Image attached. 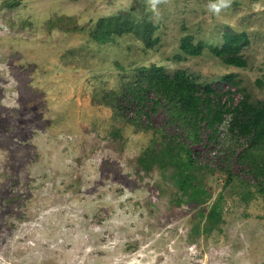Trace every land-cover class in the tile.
Instances as JSON below:
<instances>
[{"label":"rangeland","instance_id":"1","mask_svg":"<svg viewBox=\"0 0 264 264\" xmlns=\"http://www.w3.org/2000/svg\"><path fill=\"white\" fill-rule=\"evenodd\" d=\"M212 2L165 0L153 11L149 0H0V264H264L258 182L234 164L240 178L225 190L224 157L195 147L212 195L201 213L172 170L143 169L165 126L161 110L146 130L109 100L151 65L183 70L236 103L245 91L264 100V0H231L219 14ZM120 14L152 23L154 47L133 34L92 39L98 20ZM229 30L247 35L246 68L210 51ZM185 37L206 45L201 56L182 52ZM229 74L233 87L220 79ZM221 194V224L205 233L203 215Z\"/></svg>","mask_w":264,"mask_h":264},{"label":"trees","instance_id":"2","mask_svg":"<svg viewBox=\"0 0 264 264\" xmlns=\"http://www.w3.org/2000/svg\"><path fill=\"white\" fill-rule=\"evenodd\" d=\"M57 23L51 20L48 24L56 26ZM155 33L152 23L135 22L129 14L101 18L90 31L92 39L100 45L133 34L149 48L157 42ZM248 45L246 34L229 30L224 34V44L212 46L210 51L228 66L246 68L248 62L243 51ZM205 49L203 42L195 44L192 37L181 40V50L186 55L198 57ZM137 73L136 81L126 84L120 92L109 96V100L120 117L132 118L146 130H155L152 114L161 110L165 116V126L158 130L155 147L147 149L142 156L143 169L172 170L175 187L190 204L201 208L202 213L212 195L200 177L203 167L194 148L212 144L217 148V158L224 157L221 169L226 176L225 190L240 178L234 175L235 164L258 182L259 191L264 195V100L253 101L245 91L236 103L231 96L224 98L217 89L201 84L196 76L183 70L171 75L164 67L151 65L139 68ZM220 79L232 87L236 84L232 74ZM225 126L227 133L222 134ZM242 194L244 199L251 195L248 191ZM224 199V195L218 196L208 214L203 215L205 233L220 226Z\"/></svg>","mask_w":264,"mask_h":264},{"label":"clouds","instance_id":"3","mask_svg":"<svg viewBox=\"0 0 264 264\" xmlns=\"http://www.w3.org/2000/svg\"><path fill=\"white\" fill-rule=\"evenodd\" d=\"M162 2H165V0H149V3L153 11H155L156 6ZM230 3L231 0H215V2H212L208 5V8L214 14H219L222 11V9L227 8L230 5Z\"/></svg>","mask_w":264,"mask_h":264}]
</instances>
